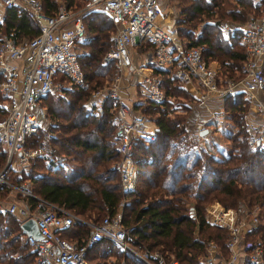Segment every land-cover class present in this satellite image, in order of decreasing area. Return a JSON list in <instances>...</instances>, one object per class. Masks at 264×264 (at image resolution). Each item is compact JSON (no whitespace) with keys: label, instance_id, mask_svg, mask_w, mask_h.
<instances>
[{"label":"trees","instance_id":"obj_1","mask_svg":"<svg viewBox=\"0 0 264 264\" xmlns=\"http://www.w3.org/2000/svg\"><path fill=\"white\" fill-rule=\"evenodd\" d=\"M40 2L43 13L54 14L56 0ZM62 2L66 9L77 10L85 0ZM171 7L173 26L182 44L203 45L201 56L217 61L221 76L239 78L245 60L238 42L240 26L247 18L264 11V0H176ZM81 20L88 36L78 42L83 52L75 55L89 87L66 84L60 93L50 92L42 98L47 123L25 141V146L42 151L31 158L29 169L21 174V178L30 181V190L89 221L119 210L121 224L132 244L172 255L179 264H198L197 256L205 255L209 243L218 247L219 255H228L227 230L208 224L203 218L204 206L211 201L236 211L241 207L247 211L255 208L257 222L244 233L243 241L257 239L264 243V149H251L247 144L243 94L237 92L232 100L226 98L223 103L222 114L233 127L225 134L231 143L228 153L219 155L217 148V155L208 148L195 153L192 141L183 137L187 134L185 116L191 98L170 72L153 67L154 73L161 75L163 99L140 100L132 103L130 109L134 114L151 117L157 130L147 143L132 139L136 180L132 191L122 192L110 140L112 101L104 99L96 113L86 104L89 92L100 87L102 81L110 80L111 77L103 76L111 75V69L116 68L112 62L100 61L109 48L113 26L99 10H88ZM221 21L230 25L225 36L219 29ZM36 33V26L24 12L6 8L0 20V35L21 41ZM150 47L147 43L137 48L138 53ZM261 68L264 75V58ZM3 159L0 148V166ZM197 166L199 172L195 173ZM121 199L125 203L120 210ZM86 232L84 224L74 221L59 235L79 241ZM22 237L19 219L14 214H0V264H33L34 252ZM106 245L115 247L102 240L87 252L86 258L106 256ZM108 254L114 255V264L120 259L125 264H142L128 252L117 250L116 254Z\"/></svg>","mask_w":264,"mask_h":264},{"label":"built area","instance_id":"obj_2","mask_svg":"<svg viewBox=\"0 0 264 264\" xmlns=\"http://www.w3.org/2000/svg\"><path fill=\"white\" fill-rule=\"evenodd\" d=\"M7 7L24 12L36 26L37 33L21 41L7 34L0 35V148L4 153L0 191L7 190V194L0 196V214H14L19 223L28 218L34 221L39 237L34 239L24 234L22 237L34 252L33 264H89L87 252L105 239L142 264H179L172 255L132 244L121 224L119 210L111 216L104 214L97 221L85 220L39 197L30 190V181L20 177L29 168L31 158L42 153L40 148L25 147L26 139L47 123L42 98L50 92L61 91L66 84L81 89L89 87L74 51L87 34L79 14L74 15L60 1L54 14L49 15L43 13L40 0H0V20ZM81 9L99 10L109 18L113 26L111 43L100 61L112 62L119 70L131 68L141 99L159 102L164 97L161 75L154 73L153 67L170 72L189 94L190 105L207 110L209 118H222L226 98L232 100L235 93L241 92L245 99L247 144L251 149H264V75L261 68L264 11L247 18L240 26L238 42L245 60L241 76L232 80L220 75L217 61L201 56L203 45L185 47L182 44L174 29L172 14L163 12L159 0H85ZM219 29L225 36L230 25L221 21ZM147 43L151 44L149 50L136 52ZM136 58L137 63H134ZM104 99L112 101L109 122L113 125L110 140L116 153L113 166L117 170L120 190L129 192L136 180L132 139L147 143L155 132L148 127L147 119L132 115L130 105L120 95L117 78L92 89L86 100L87 107L96 113ZM210 105L216 109L210 110ZM196 118L189 137L194 152L199 153L204 148V133H200L203 120ZM241 210L247 223L238 225L235 209L223 207L216 201L204 206V221L227 230L228 255H219L216 246L209 243L205 255L197 256L198 264H233L236 258H240L242 264H262L264 243L257 239L243 241L242 237L241 226L249 231L257 222L255 212ZM74 221L87 227L79 241L59 235L61 229ZM117 264L125 263L120 259Z\"/></svg>","mask_w":264,"mask_h":264},{"label":"rangeland","instance_id":"obj_3","mask_svg":"<svg viewBox=\"0 0 264 264\" xmlns=\"http://www.w3.org/2000/svg\"><path fill=\"white\" fill-rule=\"evenodd\" d=\"M58 1H60L63 4L62 0H56L57 4H58ZM175 2H176V0H159V4L161 5V8L163 9V12L164 11L165 12L170 11V13L173 16V19H174V14H173V9H172L171 5L173 3H175ZM71 11L74 13V15L79 14L80 18H81L82 15H84L87 12V11H83L81 8H79L77 10H71ZM208 21L212 22V19H208ZM83 24H85L84 21H83ZM87 36H86V39H87ZM80 43H78L75 46V48H74L75 52H83V46L81 45L82 47H80L79 46ZM110 43H111V37H110ZM109 47H110V44H109ZM133 49H135V48L133 47ZM136 52L138 53L137 49H136ZM136 52H135V54H136ZM140 55L141 54H139V56ZM135 62L137 63V58L134 60V63ZM111 70H112L111 71V75H109V76L108 75H106V76L104 75L103 76L104 79L105 78L109 79L111 77L110 80L102 81V85L106 84V83H109L114 78H117L118 81H119V87L121 89V95L124 98V102L126 104H129V105H131L134 102H137V100H139L140 97H139V95L137 93V84H136V81H135L136 76L132 74V69L131 68L130 69L127 68V69H120L119 70L118 68H114V69H111ZM57 93H60V91L56 92V93H53V94H57ZM140 100H143V99L140 98ZM189 104H191V102H189ZM193 108L194 107H192L190 105L189 111H188V113L185 116L187 134L185 136L183 135V137H185V139H189V140H191L190 137H189V133L191 132V130H193L192 127H193V123H194V121H193L194 119L192 118V115L190 113V110H192ZM195 110L197 111V109H195ZM136 115L141 117V118H143V119H147L148 121L152 120L151 117H146V116H143V115H141L139 113H136ZM213 120H214L215 123H211L210 126H212V128H215V129H213V131L211 130V132H210L211 136H207L206 135V136L202 137L203 147L206 148V149L208 148L211 153H214L216 155H217V152H215V150L217 148L216 151L219 150V155H226L228 153V151H229V147H230L231 143H230V141L227 140V138H226L227 135H225V134L230 132L231 129H233L232 124L230 123L229 120H227L226 117H223V116H222V118H219V119L218 118L216 119V117H215V118H213ZM43 126H44V123L41 125V127H43ZM110 138H111V136H110ZM212 144L215 147H213V148L209 147V146H212ZM25 147H27V146H25ZM30 164H31V162H30ZM200 165H202V164H200ZM28 169L29 168H27V170ZM194 170H195V173H198L199 172V166H197ZM5 194H7V190L6 191L3 190V191L0 192V196H3ZM124 203H125V200L121 199L120 205L118 206L120 210H121V208H122ZM241 209H242V207H241ZM250 211L256 212V209L252 208V209H250ZM3 216H5V215H3ZM99 217L95 218L93 221H97ZM246 218L247 217L244 216L242 210L240 211V209H239L238 212H236V222H238V225L239 224H241V225L242 224H246L247 223ZM244 227H246V226H244ZM251 238H253V237H251ZM253 240H255V239H253ZM215 249H217L219 251L217 246L215 247ZM117 250L118 249L115 248L114 246L112 247V246H109V245H106V248H104V251L107 253L106 256L109 255L108 253L116 254ZM112 256H114V255H112ZM106 258H108V257H106ZM106 261L113 262L112 259H109V258Z\"/></svg>","mask_w":264,"mask_h":264},{"label":"crops","instance_id":"obj_4","mask_svg":"<svg viewBox=\"0 0 264 264\" xmlns=\"http://www.w3.org/2000/svg\"><path fill=\"white\" fill-rule=\"evenodd\" d=\"M252 1L256 2L258 0H252ZM120 95H121V89H120ZM121 97H122V95H121ZM122 99L124 100L123 97H122ZM137 101H140V98ZM211 108H213L212 105H210L209 109L211 110ZM195 109H197V111ZM213 109H216V107H214ZM190 113H191L193 119H195L197 117L196 119L203 120V130H205L203 136H206V135L211 136L210 132H211V130L213 131V129H215V128H212V126H210V125H211V123H215V122H214L213 118H209L210 115L208 114V111L207 110H200V108L194 107L192 110H190ZM132 115H136V114L132 113ZM147 125L154 132L157 130V127L155 126V124L152 120H149L147 122ZM241 228L243 229L244 233L247 232V231H245L243 226H241ZM106 257H108L109 259H112V261L115 262L114 256H112L110 254L108 256H90V257H88L87 261L89 264L104 263V262L114 264L113 262L106 261L108 259ZM233 264H242V262H241L240 258H236L234 260Z\"/></svg>","mask_w":264,"mask_h":264},{"label":"water","instance_id":"obj_5","mask_svg":"<svg viewBox=\"0 0 264 264\" xmlns=\"http://www.w3.org/2000/svg\"><path fill=\"white\" fill-rule=\"evenodd\" d=\"M204 132H205V130H203V129L200 131V133H204ZM19 229H20L21 233H23L24 235H30L34 239H37L39 237L35 223L30 218L25 219L24 221L19 223Z\"/></svg>","mask_w":264,"mask_h":264}]
</instances>
